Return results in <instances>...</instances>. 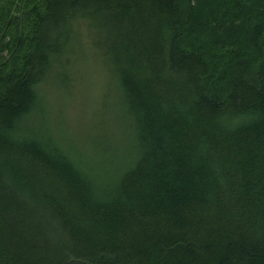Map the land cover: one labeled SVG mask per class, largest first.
<instances>
[{
  "label": "trees",
  "instance_id": "obj_1",
  "mask_svg": "<svg viewBox=\"0 0 264 264\" xmlns=\"http://www.w3.org/2000/svg\"><path fill=\"white\" fill-rule=\"evenodd\" d=\"M88 49L109 136L43 96ZM0 264H264V0H0Z\"/></svg>",
  "mask_w": 264,
  "mask_h": 264
},
{
  "label": "rangeland",
  "instance_id": "obj_2",
  "mask_svg": "<svg viewBox=\"0 0 264 264\" xmlns=\"http://www.w3.org/2000/svg\"><path fill=\"white\" fill-rule=\"evenodd\" d=\"M66 70H55L43 88L52 123L61 131L91 137L109 136L125 128L121 107L114 99L108 70L91 50L75 51ZM81 134V135H80Z\"/></svg>",
  "mask_w": 264,
  "mask_h": 264
}]
</instances>
